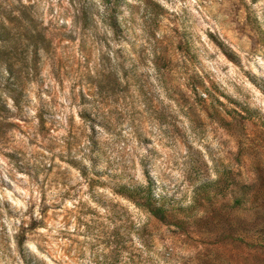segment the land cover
I'll use <instances>...</instances> for the list:
<instances>
[{
    "label": "rangeland",
    "instance_id": "obj_1",
    "mask_svg": "<svg viewBox=\"0 0 264 264\" xmlns=\"http://www.w3.org/2000/svg\"><path fill=\"white\" fill-rule=\"evenodd\" d=\"M148 180L182 226L113 191ZM263 248L264 0H0V264Z\"/></svg>",
    "mask_w": 264,
    "mask_h": 264
},
{
    "label": "trees",
    "instance_id": "obj_2",
    "mask_svg": "<svg viewBox=\"0 0 264 264\" xmlns=\"http://www.w3.org/2000/svg\"><path fill=\"white\" fill-rule=\"evenodd\" d=\"M113 191L137 207L146 210L164 224H173L180 227L184 224V219L190 217V215L186 214L187 209L181 207L177 202L167 200L164 197H157L154 194L150 180H148L146 185L120 184ZM234 204H236L237 208H232V211L239 210L241 199H235ZM262 250L264 253V248Z\"/></svg>",
    "mask_w": 264,
    "mask_h": 264
}]
</instances>
